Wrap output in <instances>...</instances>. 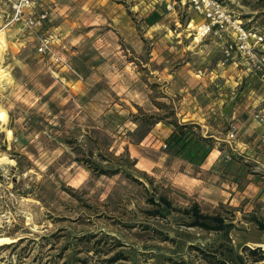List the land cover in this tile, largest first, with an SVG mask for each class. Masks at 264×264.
Returning a JSON list of instances; mask_svg holds the SVG:
<instances>
[{
    "label": "rangeland",
    "instance_id": "rangeland-1",
    "mask_svg": "<svg viewBox=\"0 0 264 264\" xmlns=\"http://www.w3.org/2000/svg\"><path fill=\"white\" fill-rule=\"evenodd\" d=\"M220 1L264 32V0ZM29 12L45 14L40 26L12 21L0 0V264L190 260L199 235L149 215L161 194L264 218V88L220 64V43L199 39L187 2L32 0ZM174 121L210 137L202 164L162 147ZM242 216L235 248L264 247Z\"/></svg>",
    "mask_w": 264,
    "mask_h": 264
},
{
    "label": "trees",
    "instance_id": "trees-1",
    "mask_svg": "<svg viewBox=\"0 0 264 264\" xmlns=\"http://www.w3.org/2000/svg\"><path fill=\"white\" fill-rule=\"evenodd\" d=\"M160 17L157 11L147 18L148 24H153ZM173 130L166 139L165 151L173 156L182 157L192 164L200 165L212 150L210 137H203L195 129L193 123L170 122ZM138 132V131H137ZM155 208L149 215L165 217L173 214L187 229H192L199 235L200 242H189L187 253L190 260L183 257L175 264H264V247L243 245L238 251L233 245L230 232L235 228V211L240 210L243 219L252 223L257 229L264 230V218L254 215L246 217L243 209L220 204L219 208L209 212L201 210L197 202L187 206H174L172 200L161 194L151 202ZM167 237V236H165ZM166 238H164L165 240ZM184 241V239L182 240Z\"/></svg>",
    "mask_w": 264,
    "mask_h": 264
},
{
    "label": "built area",
    "instance_id": "built-area-1",
    "mask_svg": "<svg viewBox=\"0 0 264 264\" xmlns=\"http://www.w3.org/2000/svg\"><path fill=\"white\" fill-rule=\"evenodd\" d=\"M187 2L201 17L195 29L199 39L214 37L220 43L222 51L221 65L233 61H244L246 67L253 72L264 74V32L256 28L246 27L243 22L232 15L220 0H181ZM12 21H23L27 26H40L45 14L34 16L32 12L26 15L32 0H9ZM46 44L38 47L44 51ZM228 137L233 138L230 131ZM166 148V144L162 145Z\"/></svg>",
    "mask_w": 264,
    "mask_h": 264
},
{
    "label": "crops",
    "instance_id": "crops-1",
    "mask_svg": "<svg viewBox=\"0 0 264 264\" xmlns=\"http://www.w3.org/2000/svg\"><path fill=\"white\" fill-rule=\"evenodd\" d=\"M234 65L235 67L238 65H241L239 68L240 72H234V74L236 75L235 77H237V79H241L239 77H244L245 81L248 82L249 84H254L258 91H260L262 88H264V76L261 75V73H256V72H251L247 67L244 61L240 60V61H233L230 63V66ZM232 77V76H230ZM229 77V78H230ZM248 77V78H247ZM232 79V78H231ZM260 80H262L260 83ZM254 89H256L254 87Z\"/></svg>",
    "mask_w": 264,
    "mask_h": 264
},
{
    "label": "bare ground",
    "instance_id": "bare-ground-1",
    "mask_svg": "<svg viewBox=\"0 0 264 264\" xmlns=\"http://www.w3.org/2000/svg\"><path fill=\"white\" fill-rule=\"evenodd\" d=\"M1 29H0V63H1V61L3 60L2 59V51L4 52V49H5V43H4V40L6 39V38H4L3 37V32L1 33ZM18 64V63H17ZM2 67V65H0V68ZM2 72L4 73V75L5 74H7V72H6V69H1L0 70V75L2 76ZM6 76V75H5ZM6 79V78H5ZM9 79V78H8Z\"/></svg>",
    "mask_w": 264,
    "mask_h": 264
}]
</instances>
